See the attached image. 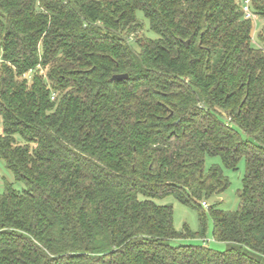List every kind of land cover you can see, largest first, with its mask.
Wrapping results in <instances>:
<instances>
[{
  "label": "trees",
  "instance_id": "obj_1",
  "mask_svg": "<svg viewBox=\"0 0 264 264\" xmlns=\"http://www.w3.org/2000/svg\"><path fill=\"white\" fill-rule=\"evenodd\" d=\"M244 1L0 0V157L25 184L0 193V264H264V26ZM207 156L246 160L238 208L209 207L224 251L175 244L205 218L179 232L160 203L225 191Z\"/></svg>",
  "mask_w": 264,
  "mask_h": 264
},
{
  "label": "rangeland",
  "instance_id": "obj_2",
  "mask_svg": "<svg viewBox=\"0 0 264 264\" xmlns=\"http://www.w3.org/2000/svg\"><path fill=\"white\" fill-rule=\"evenodd\" d=\"M137 16L144 24L143 31L146 36L156 38L157 34L150 28V22L144 13L142 11H138ZM254 24V30L257 33V31L264 26V20L258 16L254 20ZM214 165L222 167L225 176L229 179V186L225 191L214 194L205 200L208 205H202V209L200 211L181 203L174 196H168L165 199L160 200V203L162 204H170L173 206L174 226L179 232L183 231L185 226H187L193 233L199 232L200 216L203 215L205 218L206 230L203 235L180 237L174 240L175 244L207 245L217 251H224L227 248L226 243L218 241L214 238V223L209 207L219 204L222 208L228 210H236L238 208L240 200L239 193L243 187V178L246 172V160L243 158L239 163L238 169L233 170L227 168L223 164L221 157L207 156L205 162L206 170H210ZM7 182L13 183L16 189L23 190L25 188V184L17 181L14 173L7 168L5 161L0 157V193L4 192L5 184ZM204 238L206 241H204Z\"/></svg>",
  "mask_w": 264,
  "mask_h": 264
},
{
  "label": "built area",
  "instance_id": "obj_3",
  "mask_svg": "<svg viewBox=\"0 0 264 264\" xmlns=\"http://www.w3.org/2000/svg\"><path fill=\"white\" fill-rule=\"evenodd\" d=\"M253 0H245L244 1V12H245V17L246 18H253L256 19L258 16L252 11L251 9V3ZM55 98V95H53V99ZM204 206H207V202L204 201L202 202Z\"/></svg>",
  "mask_w": 264,
  "mask_h": 264
},
{
  "label": "water",
  "instance_id": "obj_4",
  "mask_svg": "<svg viewBox=\"0 0 264 264\" xmlns=\"http://www.w3.org/2000/svg\"><path fill=\"white\" fill-rule=\"evenodd\" d=\"M189 44V40L186 41V45ZM128 77V74H116L112 77V79L116 80V79H123V78H127Z\"/></svg>",
  "mask_w": 264,
  "mask_h": 264
}]
</instances>
